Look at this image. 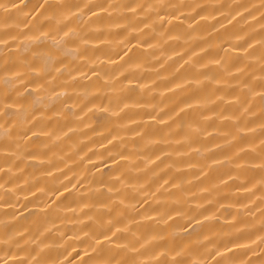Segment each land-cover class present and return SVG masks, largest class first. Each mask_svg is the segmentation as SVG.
<instances>
[{
  "label": "bare ground",
  "instance_id": "6f19581e",
  "mask_svg": "<svg viewBox=\"0 0 264 264\" xmlns=\"http://www.w3.org/2000/svg\"><path fill=\"white\" fill-rule=\"evenodd\" d=\"M0 264H264V0H0Z\"/></svg>",
  "mask_w": 264,
  "mask_h": 264
}]
</instances>
